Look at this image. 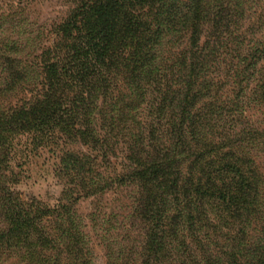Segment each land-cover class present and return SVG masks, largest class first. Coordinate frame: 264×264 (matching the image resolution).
Listing matches in <instances>:
<instances>
[{"label": "trees", "instance_id": "trees-1", "mask_svg": "<svg viewBox=\"0 0 264 264\" xmlns=\"http://www.w3.org/2000/svg\"><path fill=\"white\" fill-rule=\"evenodd\" d=\"M67 2L35 46L0 0V100L15 99L0 105V173L16 157L78 142L91 153L61 157L80 182L67 203L132 184L141 264H264L250 157L264 129L246 115L264 106V66L254 62L264 42L252 47L264 0ZM118 158L120 172L97 186L98 162ZM52 211H13L8 232L34 229Z\"/></svg>", "mask_w": 264, "mask_h": 264}, {"label": "rangeland", "instance_id": "rangeland-1", "mask_svg": "<svg viewBox=\"0 0 264 264\" xmlns=\"http://www.w3.org/2000/svg\"><path fill=\"white\" fill-rule=\"evenodd\" d=\"M9 2L6 12L15 23L19 21L25 26L35 46L47 42L50 27L61 21L70 7L67 0ZM254 20L252 18L251 23ZM261 42H264V29L252 33V47L260 49ZM254 62L257 69L264 66V59L259 55ZM257 81L250 88L255 87ZM14 101L12 98L0 100V105ZM246 115L251 123L264 129V106L252 104ZM255 146L250 157L256 165L254 174L261 183L263 205L252 215L256 221L253 228L259 229L257 222L264 217V138ZM89 152L91 150L78 142L42 148L26 159L16 157L9 169L0 173V186L6 192L3 197L0 195V264H141L145 225L137 218L136 188L132 184L114 183L74 204L67 203L70 196L76 197L70 191L80 182L64 173L61 157L66 153L83 155ZM119 162L120 158L110 161V166L98 162L99 175L92 173V181L97 186L104 185L113 171L120 172ZM84 182L90 184L88 177ZM77 190L82 192L79 187ZM63 205L68 206L67 210L61 208ZM47 210L53 213L37 221L34 229L8 232L13 226L10 223L13 211L34 215ZM250 232H253L252 227ZM41 237L48 239L42 246L38 239Z\"/></svg>", "mask_w": 264, "mask_h": 264}]
</instances>
